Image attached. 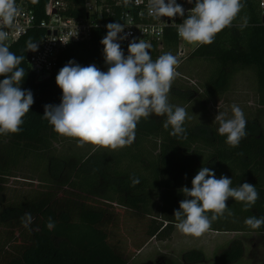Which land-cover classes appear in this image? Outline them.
Wrapping results in <instances>:
<instances>
[{"label":"trees","instance_id":"16d2710c","mask_svg":"<svg viewBox=\"0 0 264 264\" xmlns=\"http://www.w3.org/2000/svg\"><path fill=\"white\" fill-rule=\"evenodd\" d=\"M21 2L38 21L44 19L47 0ZM242 2L245 6L232 26L216 34L212 44L194 48L187 59L211 65L206 88L212 98L228 90L234 71L252 70L257 78V105L264 108V23L259 0ZM70 15L83 16L82 9ZM45 35L36 27L9 47L17 56H25L19 65L25 70L20 87L31 90L34 103L19 133L0 134V264H128L151 239L171 238L177 223L174 210L185 198L180 190L191 188L202 167L212 169L216 178H231L233 187L250 183L259 193L247 211L241 202L229 198L226 203L233 215L226 212L209 231L264 235V225L259 229L245 224L240 229H223L220 224L264 216V128L259 122L246 120V136L233 148L225 142L226 136L218 134L217 126L184 123V135L173 136L171 127H163L166 116L152 114L141 118L130 145L117 150L92 145L83 148L76 139L54 131L43 117L44 106L60 104L62 90L55 78L70 60L107 71L100 43L105 31L94 30L88 41L68 46L59 54L52 72L36 78L27 64L32 52L27 45L32 42L38 46ZM176 46L171 34L159 52L151 49V57L155 60L167 52L176 56ZM122 50L127 56L128 47ZM4 78L0 76V80ZM191 91L172 88L169 103L185 107L198 98ZM27 160L31 162L29 173L35 178L14 176ZM133 178L139 180L135 186ZM26 212L33 217L28 227L22 223ZM49 218L55 223L52 230L46 226ZM244 254L243 244L234 240L217 258L220 264H233ZM183 261L203 264L206 258L193 250L183 255ZM155 264L173 262L160 257Z\"/></svg>","mask_w":264,"mask_h":264},{"label":"clouds","instance_id":"9594fccd","mask_svg":"<svg viewBox=\"0 0 264 264\" xmlns=\"http://www.w3.org/2000/svg\"><path fill=\"white\" fill-rule=\"evenodd\" d=\"M189 4L193 0H187ZM242 0H195V6L188 11L182 23L176 24L179 38L189 44L208 45L216 34L231 27L244 8ZM148 10L155 18L185 17V10L177 0H148ZM18 15L16 0H0V134H17L21 131L23 118L34 103L31 90H22L21 82L25 70L19 67L25 56H17L5 43ZM246 19L243 26H246ZM107 34L100 43L103 45L104 62L107 71H101L95 64L81 66L70 60L63 66L56 78L62 90L59 105H45L43 117L58 134L74 138L79 146L92 145L111 150L130 145L135 139V129L141 118L150 115L166 116L163 127H171V135L181 136L188 116L184 107L169 103L168 94L175 79L179 60L171 52L163 53L155 60L150 54V44L142 39L128 44L125 56L118 41L127 38L120 35L124 25L109 23ZM28 51H36L37 44L29 42ZM232 118L225 119L218 113V134L226 136V143L233 148L239 146L246 136V119L238 105H232ZM139 180L133 178L135 186ZM187 186L180 190L184 199L179 209L174 210L178 231L187 236L199 238L207 233L213 222L224 216L233 215L227 206L232 198L250 209L259 193L250 183L232 186V179L226 176L216 178L209 167H202ZM33 221L26 212L22 223L28 227ZM246 226L259 229L264 225V216L247 217ZM47 228L55 227L49 218Z\"/></svg>","mask_w":264,"mask_h":264},{"label":"built area","instance_id":"2783aa9c","mask_svg":"<svg viewBox=\"0 0 264 264\" xmlns=\"http://www.w3.org/2000/svg\"><path fill=\"white\" fill-rule=\"evenodd\" d=\"M177 3L184 8L185 17L157 19L149 13L148 0H83L81 5H77L78 0H47L44 19L38 21L34 12L20 0L16 2L18 15L14 26L4 29L9 32L5 43L10 47L36 27L45 31V37L27 61L36 78L50 74L59 54L72 44L88 41L94 30L102 29L106 35L109 23H120L125 27L120 35H127V38L118 41L121 48L128 47L132 40L138 42L142 39L150 44V51L159 52L172 34L177 44L176 57L185 60L199 44H189L179 38L175 25L183 22L188 11L195 6V0L191 4L187 0H177ZM259 4L264 23V0H259ZM77 9H82L83 16L70 15Z\"/></svg>","mask_w":264,"mask_h":264},{"label":"rangeland","instance_id":"374dc122","mask_svg":"<svg viewBox=\"0 0 264 264\" xmlns=\"http://www.w3.org/2000/svg\"><path fill=\"white\" fill-rule=\"evenodd\" d=\"M178 60L177 75L171 84L170 91L172 88L182 91L190 89L191 92H196V95L192 94L193 97H198L184 107L188 114L185 120L188 126L208 124L219 127V123L214 119L215 116L218 113H223L225 119L232 118V105L235 104L242 109L246 120H256L264 128V108L257 105L256 73L250 69H237L229 81L228 90L216 98H212L207 94L208 90L206 88L207 80L212 71L211 65L204 61ZM86 146L88 145L81 147ZM59 147L57 146L58 149ZM33 163L36 164V162H32V165H34ZM29 164H31L29 160L22 163L14 171V176L35 178L29 173ZM43 165L41 164V166ZM35 174L37 175V173ZM220 224H222L221 228L223 229H240L244 227L245 223L238 219L237 222ZM171 236L172 240H168L167 246L171 248L168 255L173 260V264H183V254L193 250L203 252L206 257V263L203 264H220L217 258L218 254L228 248L234 240H238L243 244L245 254L241 260L233 264H264V235L261 234L208 231L201 237L195 238L181 234L176 228ZM159 253H161V250L157 244L147 246L142 251L140 250L130 260L129 264L154 262L161 255Z\"/></svg>","mask_w":264,"mask_h":264},{"label":"crops","instance_id":"0c3cea01","mask_svg":"<svg viewBox=\"0 0 264 264\" xmlns=\"http://www.w3.org/2000/svg\"><path fill=\"white\" fill-rule=\"evenodd\" d=\"M191 103V102H190ZM175 229H176V227H175ZM171 240H172V236H171V238H170ZM170 239H167V240H165V241H157L156 239H151L142 249H141V251L144 249V248H146L147 246H150V245H153V244H157L159 247H160V250H161V253H159V254H161L160 256H158L157 257V259L158 258H160V257H165V258H167L168 260H170L171 262H173V260L169 257V253L171 252V248H170V246H167V244H168V240H170ZM169 251V252H168ZM140 252V251H139ZM138 252V253H139ZM137 253V254H138ZM203 253V252H202ZM136 254V255H137ZM184 255V254H183ZM206 258V257H205ZM156 259V260H157ZM156 260L154 261V262H147V263H142V264H155V262H156ZM182 261H183V256H182ZM130 263V262H129ZM128 263V264H129ZM183 264H187V263H185L184 261H183Z\"/></svg>","mask_w":264,"mask_h":264},{"label":"water","instance_id":"95a60500","mask_svg":"<svg viewBox=\"0 0 264 264\" xmlns=\"http://www.w3.org/2000/svg\"><path fill=\"white\" fill-rule=\"evenodd\" d=\"M150 51V50H149Z\"/></svg>","mask_w":264,"mask_h":264}]
</instances>
